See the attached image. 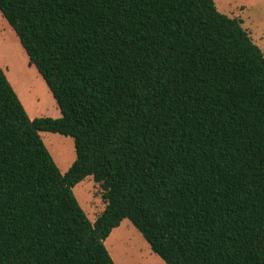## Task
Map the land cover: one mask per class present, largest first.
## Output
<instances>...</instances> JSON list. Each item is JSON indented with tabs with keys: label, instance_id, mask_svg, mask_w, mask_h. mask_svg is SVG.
<instances>
[{
	"label": "trees",
	"instance_id": "obj_1",
	"mask_svg": "<svg viewBox=\"0 0 264 264\" xmlns=\"http://www.w3.org/2000/svg\"><path fill=\"white\" fill-rule=\"evenodd\" d=\"M60 116L0 67V264H115L128 219L166 264H264V53L214 0H0ZM40 132L70 136L61 173ZM102 189L91 221L72 188Z\"/></svg>",
	"mask_w": 264,
	"mask_h": 264
},
{
	"label": "rangeland",
	"instance_id": "obj_2",
	"mask_svg": "<svg viewBox=\"0 0 264 264\" xmlns=\"http://www.w3.org/2000/svg\"><path fill=\"white\" fill-rule=\"evenodd\" d=\"M214 3L220 12L239 17L264 53V0H214ZM0 63L29 117L60 116L51 91L35 66L28 62L14 30L1 13ZM40 135L60 172H66L75 158L73 139L51 132H40ZM72 192L91 221L104 209L102 189L92 176L83 178ZM104 244L115 264H166L128 219L112 229Z\"/></svg>",
	"mask_w": 264,
	"mask_h": 264
},
{
	"label": "crops",
	"instance_id": "obj_3",
	"mask_svg": "<svg viewBox=\"0 0 264 264\" xmlns=\"http://www.w3.org/2000/svg\"><path fill=\"white\" fill-rule=\"evenodd\" d=\"M1 13V12H0ZM6 20V19H5ZM12 28V27H11ZM17 36V35H16ZM18 38V37H17ZM19 40V39H18ZM22 46V45H21ZM23 48V47H22ZM25 51V50H24ZM26 53V52H25ZM27 55V54H26ZM1 63H0V67H1ZM2 68V67H1ZM7 77V76H6ZM8 79V78H7ZM10 79V78H9ZM31 118V117H30Z\"/></svg>",
	"mask_w": 264,
	"mask_h": 264
}]
</instances>
